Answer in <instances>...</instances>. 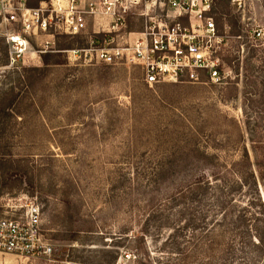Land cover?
<instances>
[{"label": "rangeland", "instance_id": "374dc122", "mask_svg": "<svg viewBox=\"0 0 264 264\" xmlns=\"http://www.w3.org/2000/svg\"><path fill=\"white\" fill-rule=\"evenodd\" d=\"M210 2L230 70L216 85L149 88L131 64L85 61L89 35L42 37L10 67L0 40V159L21 181L0 213L36 201L54 249L23 264H264V0Z\"/></svg>", "mask_w": 264, "mask_h": 264}, {"label": "built area", "instance_id": "2783aa9c", "mask_svg": "<svg viewBox=\"0 0 264 264\" xmlns=\"http://www.w3.org/2000/svg\"><path fill=\"white\" fill-rule=\"evenodd\" d=\"M132 13L144 21L142 32L126 31V18ZM260 33L254 37H261ZM83 35L90 36L89 47L76 52L85 61L131 64L149 88L216 85L230 75L222 58L226 37L219 34L210 0H41L35 8L29 0H0V40L10 67L30 66L51 49L46 40L40 50H34L33 42L42 37ZM4 207L0 254L12 255L22 264L52 258L54 249L43 235L40 205L30 200L20 215Z\"/></svg>", "mask_w": 264, "mask_h": 264}, {"label": "trees", "instance_id": "16d2710c", "mask_svg": "<svg viewBox=\"0 0 264 264\" xmlns=\"http://www.w3.org/2000/svg\"><path fill=\"white\" fill-rule=\"evenodd\" d=\"M7 165L10 166V162H8L7 160H5L4 158L0 159V197L7 193V191H13V190H17L20 191V183L21 181H17L16 185L11 187L9 189V187L7 186V180H8V173H9V167H6ZM262 176L264 177V174H262Z\"/></svg>", "mask_w": 264, "mask_h": 264}]
</instances>
